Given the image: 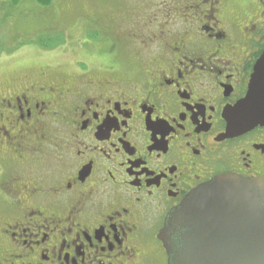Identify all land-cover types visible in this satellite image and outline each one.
<instances>
[{"label": "flooded vegetation", "instance_id": "1", "mask_svg": "<svg viewBox=\"0 0 264 264\" xmlns=\"http://www.w3.org/2000/svg\"><path fill=\"white\" fill-rule=\"evenodd\" d=\"M144 1L97 61L94 39L74 73L0 82V264H171L160 235L193 191L264 179V127L225 117L264 71V0Z\"/></svg>", "mask_w": 264, "mask_h": 264}, {"label": "water", "instance_id": "2", "mask_svg": "<svg viewBox=\"0 0 264 264\" xmlns=\"http://www.w3.org/2000/svg\"><path fill=\"white\" fill-rule=\"evenodd\" d=\"M258 67L246 97L226 113L231 134L264 127ZM160 239L171 264H264V179L220 177L203 185L169 215Z\"/></svg>", "mask_w": 264, "mask_h": 264}, {"label": "rangeland", "instance_id": "3", "mask_svg": "<svg viewBox=\"0 0 264 264\" xmlns=\"http://www.w3.org/2000/svg\"><path fill=\"white\" fill-rule=\"evenodd\" d=\"M119 1L126 3L125 10L131 11L129 4L136 9L123 16L112 6ZM144 4V0H51L50 6L43 7L36 0H19L11 7L0 1V82L34 66L76 72L75 64L90 57L82 52L84 47L96 46L99 28L112 25L116 35L135 27L151 15L149 10L142 11ZM102 50L95 52V61ZM10 59L27 65H8Z\"/></svg>", "mask_w": 264, "mask_h": 264}, {"label": "trees", "instance_id": "4", "mask_svg": "<svg viewBox=\"0 0 264 264\" xmlns=\"http://www.w3.org/2000/svg\"><path fill=\"white\" fill-rule=\"evenodd\" d=\"M0 1L3 3V5H7V4H8V5H10L11 7H14V6L17 5L18 2H19V0H0ZM36 1H37L41 6H43V7L50 6V4H51V0H36ZM6 3H7V4H6ZM2 9H3V8H2ZM107 29H108V28H99L98 35L94 38V39H97L96 41H98V43L101 44V48L104 46L105 49H108V47H107V43H106L107 38H108V40L110 41V42H109V45H111L112 42H115V41H114L115 35H114V33L111 32L110 30H109V32H110L109 35H107L105 39L101 37L103 34H105V31H106ZM102 45H103V46H102Z\"/></svg>", "mask_w": 264, "mask_h": 264}]
</instances>
